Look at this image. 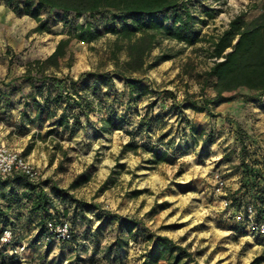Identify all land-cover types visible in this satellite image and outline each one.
<instances>
[{
    "label": "rangeland",
    "instance_id": "rangeland-1",
    "mask_svg": "<svg viewBox=\"0 0 264 264\" xmlns=\"http://www.w3.org/2000/svg\"><path fill=\"white\" fill-rule=\"evenodd\" d=\"M192 1L202 19V9L216 11L215 17L200 27L204 41L186 46L157 36L146 56L145 70L128 74L141 82L140 91L132 96L118 74L125 69V42L105 33V23L98 27L100 37L96 41H73L60 69L45 71L48 76L74 80L88 73H112L119 92L114 109L131 117L122 129L106 132L101 131L99 120L105 116L111 98H103L105 106L91 113L88 123L81 118L84 128L72 134L56 127L48 135L47 131L54 127L51 120L41 126L28 122L34 112L29 96L31 86L23 80L26 65L45 59L58 41L67 37L68 22L61 14L42 13V18L48 19L49 32H28L21 39L25 46L20 50L0 45V103L4 94L10 98V106L0 108V139L33 165L46 191L55 186L67 193L65 205L55 200L59 211L63 207L72 211L71 200H77L102 211L132 217L145 230L187 248L196 264H264V236L249 226V196L239 207L233 203L241 172V140L236 137V128L242 130L247 150H257L264 160V107L254 110L255 105L245 101L242 90L224 94V99L229 100L218 107L211 105L210 113L215 116L191 107L202 106V101L215 96L212 81L204 78L212 64L206 41L219 35L234 16H256L262 0ZM81 21L80 18L75 23ZM175 104L180 106V113L173 109ZM146 111L159 114L161 119L150 134L136 131L139 116ZM181 114L198 130L194 137L188 124L179 120ZM165 132L168 136L162 143L166 146L156 142ZM132 137L137 148L125 150ZM149 146L164 152L166 160L154 162ZM74 216L70 214L68 222H72L77 242L62 245L47 243L45 238L35 240L36 215L29 216L26 209L10 212V223H0V227L9 226L13 238L0 256V264L142 262L145 244L141 241L129 244L121 253V262H109L105 249L114 240V225L94 233L99 224L93 212L82 214L77 210ZM21 245L25 246L21 260L14 261L6 254L9 247Z\"/></svg>",
    "mask_w": 264,
    "mask_h": 264
},
{
    "label": "trees",
    "instance_id": "trees-1",
    "mask_svg": "<svg viewBox=\"0 0 264 264\" xmlns=\"http://www.w3.org/2000/svg\"><path fill=\"white\" fill-rule=\"evenodd\" d=\"M4 2L15 13H22L35 20L38 25L33 32L36 33L50 31L48 19H43L42 13H59L64 22H68L67 37L60 39L54 51L45 59L28 62L23 75V80L28 82L32 89L29 96L34 117L31 119L28 117V122L41 126L48 120L53 121L54 127L47 131L48 135L52 134L56 127L67 129L71 134L79 128H84L81 118L88 123L89 115L98 109L101 110L102 105L105 106L103 98L112 100L106 107L105 116H101L99 120L101 131L122 129L125 123L130 121V114H118L114 109L113 103L117 101L119 92L112 73H88L77 80L45 75L48 69H60L61 62L73 41L76 43L96 41L100 37L98 27L105 23V33H110L116 40L125 42V69L118 74L121 75L129 96H132L135 91H140L141 82L129 77L128 74L145 70L146 56L153 48L157 36L192 46L204 41L200 27L216 14L215 10L202 9L200 13L205 16V19H202L197 15L192 0H4ZM258 11V14L250 19H246L243 14L234 16L219 35L206 41L208 57L212 64L204 73V78L205 81H212L215 96L205 102L202 101V106L191 105L194 111L215 116L210 113L209 107L220 106L229 100L224 99V94L239 90L244 92L245 101L254 102L258 108L264 107L262 99L264 0L261 1ZM69 16L73 19H69ZM80 18L82 21L75 23ZM8 96V93L3 95L1 110L10 106ZM24 104L28 106L29 101ZM154 105L155 102L150 107ZM59 109L61 111L57 115ZM173 109L180 113L179 105L175 104ZM180 117L179 120L188 124L191 136L194 137L198 130L192 127L190 121L182 114ZM160 120L159 114L153 115L146 111L144 115L139 116L136 131L150 134ZM235 133L237 139L241 140L239 150L241 172L240 187L233 197V203L239 207L244 197L249 196L250 205L247 207H252L254 219L259 221L264 217V160L259 157L257 150L251 153L247 150L240 128L237 127ZM167 136L168 132L160 134L156 142L163 144L162 141ZM163 145L166 146V143ZM136 148L134 137L124 146L125 150ZM148 152L152 154L154 162L166 160L165 153L155 146H149ZM67 197V193L57 187L51 186L48 192L39 180L31 182L20 173L0 176V223L7 226L10 223V212L26 209L29 216L34 214L38 217L35 240H39L47 236L50 222H68L69 215L75 217L77 210L82 214L93 212L99 224L94 233L101 228L114 225V240L105 249V257L110 260L109 262L112 260L121 262V253L130 243L143 242L145 248L140 264H196L187 248L166 236L155 235L145 230L141 222L132 217L102 211L95 205L77 200H71L74 204L72 211L68 207H63L59 211L55 200L58 199L59 204L65 205ZM68 223L70 238L62 242V245L77 242L72 222Z\"/></svg>",
    "mask_w": 264,
    "mask_h": 264
},
{
    "label": "built area",
    "instance_id": "built-area-1",
    "mask_svg": "<svg viewBox=\"0 0 264 264\" xmlns=\"http://www.w3.org/2000/svg\"><path fill=\"white\" fill-rule=\"evenodd\" d=\"M12 173H20L31 182H37L39 175L31 163L26 161L17 151L10 149L0 141V176H7ZM223 185L222 182L219 183ZM248 218L250 228L264 236V217L256 221L252 207H248ZM13 235L9 227H0V256L4 253V248L8 247L12 241ZM70 238V225L67 221L50 222L48 224V234L45 242L62 243ZM25 246L9 247L6 254L14 261L22 259Z\"/></svg>",
    "mask_w": 264,
    "mask_h": 264
},
{
    "label": "crops",
    "instance_id": "crops-1",
    "mask_svg": "<svg viewBox=\"0 0 264 264\" xmlns=\"http://www.w3.org/2000/svg\"><path fill=\"white\" fill-rule=\"evenodd\" d=\"M37 25L38 23L35 20L22 13H15L12 8L5 4L4 0H0V45H8L13 50L22 49L25 46V43L21 40L22 37L28 32L35 35L36 32H33V30ZM250 104L255 105L254 102ZM254 110H259V108L255 106ZM0 141L5 144L2 139Z\"/></svg>",
    "mask_w": 264,
    "mask_h": 264
}]
</instances>
